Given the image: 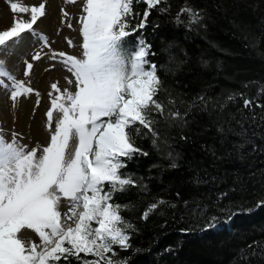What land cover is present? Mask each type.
Masks as SVG:
<instances>
[{"label":"snow or ice","instance_id":"6c2138e0","mask_svg":"<svg viewBox=\"0 0 264 264\" xmlns=\"http://www.w3.org/2000/svg\"><path fill=\"white\" fill-rule=\"evenodd\" d=\"M64 3L74 4L77 0ZM137 5H143V10L136 11ZM8 8L13 18L10 27L0 31V53L14 55L11 44L18 43L24 33L38 37L44 47H49L46 38L34 30L36 22L46 14L44 2L29 7L9 0ZM169 9L168 0H84L77 21L82 38L80 55L45 53L52 67L60 64L70 74L65 79L74 90H62L58 82L50 84V107L45 113V130L50 139L46 146L28 150L19 143L16 133L11 141L0 134V264H128L127 258H116L117 249L129 251L131 233L137 229L121 215L128 205L115 203L114 197L135 188L147 190L142 179L121 171L137 157L149 155L137 145V139H150L157 151H161L162 142L168 149V167L177 169L180 154L168 143L166 129H180L179 139L187 142L188 117L195 111L209 110L210 98L201 93L181 112L172 93L164 88L157 64L148 59L154 55L151 45L141 36L128 47L126 38L147 27L153 10L163 14ZM23 14L29 18L23 19ZM61 14L68 17L63 9ZM182 16H186L189 25H203L207 18L204 9L187 4L176 14L178 23ZM67 26L71 28L72 24ZM69 46H73L70 40ZM40 59V52L32 56L33 61ZM202 64L206 66L207 61ZM25 65L24 76L28 77L33 64ZM0 88L9 93L13 107L20 97L32 94L38 97L37 107L40 104L39 93L17 81L2 60ZM261 96L264 87L253 98L233 92L217 107L223 111L240 99L243 109L253 112L251 119L255 122L254 108L264 110ZM184 103L180 101L181 105ZM54 113L58 116L54 117ZM260 119L264 126V115ZM236 124L241 131L233 144L234 152L244 158L249 144L253 153L264 151L255 143V131L250 137L242 121L236 120ZM224 131L222 126L217 128L220 134ZM259 139L264 140V135ZM201 147L209 150L206 145ZM224 195L227 193L221 194ZM184 203L187 205V201ZM62 204L66 211L61 210ZM162 205L177 206L156 199L140 219L147 220ZM256 207H264V199ZM221 211H228L229 216L236 214L227 209ZM216 221L215 216L208 218L202 230L217 227ZM25 233L34 234L38 240ZM248 248L253 249L251 255L264 258V247L258 241Z\"/></svg>","mask_w":264,"mask_h":264},{"label":"trees","instance_id":"16d2710c","mask_svg":"<svg viewBox=\"0 0 264 264\" xmlns=\"http://www.w3.org/2000/svg\"><path fill=\"white\" fill-rule=\"evenodd\" d=\"M168 4V12L153 10L147 27L126 38L128 47L141 36L151 45L154 55L148 59L157 64L164 88L181 112L201 93L210 98L209 110L188 117L187 142L179 139L180 129H166L168 143L180 154L177 169L168 167L166 145L161 142L157 151L150 139H137L149 155L137 157L121 171L142 179L147 190L135 188L114 197L115 203L128 205L121 215L137 229L131 233L132 248L117 249L116 258H127L128 264H264V258L251 255L253 249L248 248L253 241L264 247V207H256L264 199V151L253 153L251 144L244 149V158L233 151L241 131L236 120L244 123L250 137L255 131V143L264 149V140L259 139L264 135L260 119L264 110L254 108L253 122V112L243 109L240 99L223 111L217 107L229 93L253 98L264 87V0H168ZM185 4L205 10L206 27L189 25L186 16L176 21ZM220 126L223 134L217 132ZM156 199L177 206L162 205L147 220L140 219ZM221 209L236 214L229 216ZM212 216L217 217V227L202 230Z\"/></svg>","mask_w":264,"mask_h":264},{"label":"rangeland","instance_id":"374dc122","mask_svg":"<svg viewBox=\"0 0 264 264\" xmlns=\"http://www.w3.org/2000/svg\"><path fill=\"white\" fill-rule=\"evenodd\" d=\"M10 2L21 3L24 6H38L41 2L46 5V14L34 25L37 34L43 35L49 47H44L38 37L30 33H24L16 44H11L14 55L8 56L0 53V60L4 61L7 71H9L17 81H23L25 86H29L39 93L40 104L37 107L38 97L32 94L29 97H20L15 107L9 99V93L0 88V134L7 141L12 140L13 133L17 134L19 143L26 145L28 150L34 147L46 146L50 139V134L45 130L46 110L50 107L48 92L50 84L58 82V86L63 90L71 89L65 77L70 76L63 70V66L56 64L52 67L49 55L52 51L64 52L74 56H79L81 49L79 44L82 38L79 36L78 17L84 0H77L74 4H65L64 0H10ZM9 0H0V31L6 30L11 25L13 18L8 8ZM61 9L68 13V17H63ZM21 15V14H18ZM22 18L27 20V14ZM62 20L65 21L62 23ZM72 27L67 26L68 23ZM69 40L73 46H69ZM37 52L41 53V59L33 61L32 56ZM25 62L32 63L33 68L28 77L24 76ZM5 83L7 81L5 80ZM58 114L54 113V117ZM55 128V119L52 130ZM61 210L66 211L65 204L61 205ZM26 236H33L32 233H25ZM38 240V237H35Z\"/></svg>","mask_w":264,"mask_h":264},{"label":"bare ground","instance_id":"6f19581e","mask_svg":"<svg viewBox=\"0 0 264 264\" xmlns=\"http://www.w3.org/2000/svg\"><path fill=\"white\" fill-rule=\"evenodd\" d=\"M33 237V236H32ZM35 239V237H33Z\"/></svg>","mask_w":264,"mask_h":264}]
</instances>
